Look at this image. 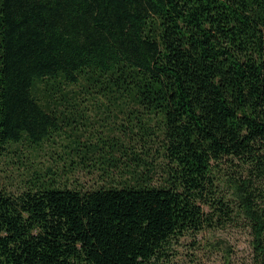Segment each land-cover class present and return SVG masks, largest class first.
Returning a JSON list of instances; mask_svg holds the SVG:
<instances>
[{
  "label": "trees",
  "instance_id": "obj_1",
  "mask_svg": "<svg viewBox=\"0 0 264 264\" xmlns=\"http://www.w3.org/2000/svg\"><path fill=\"white\" fill-rule=\"evenodd\" d=\"M87 101L158 116L160 171L113 144L108 184L0 185V264H160L233 224L264 264V0H0V158L76 129Z\"/></svg>",
  "mask_w": 264,
  "mask_h": 264
},
{
  "label": "rangeland",
  "instance_id": "obj_2",
  "mask_svg": "<svg viewBox=\"0 0 264 264\" xmlns=\"http://www.w3.org/2000/svg\"><path fill=\"white\" fill-rule=\"evenodd\" d=\"M86 109L75 128H66L53 142L33 149L21 146L16 155L0 158V185L18 190L31 174L54 172L58 185L93 188L108 184L100 166L106 165L109 145L119 147V159L125 161L131 151L143 157L157 172L163 162L161 148L162 124L158 116L128 113L129 107L109 106L104 102L84 103ZM131 110V109H130ZM73 139L99 146L96 152L77 157L72 152ZM118 155V154H117ZM106 156V157H105ZM85 158V159H84ZM83 159V160H82ZM116 173L112 175L117 179ZM158 176V175H156ZM155 176V177H156ZM111 177V178H112ZM155 179V178H154ZM251 246L248 230L238 224L221 229H204L185 234L172 244L170 254L160 264H250Z\"/></svg>",
  "mask_w": 264,
  "mask_h": 264
}]
</instances>
